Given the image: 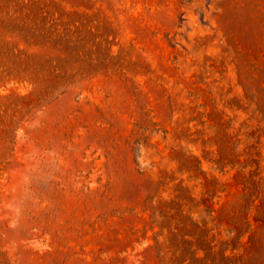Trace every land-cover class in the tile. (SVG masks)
Segmentation results:
<instances>
[{"label":"rangeland","instance_id":"374dc122","mask_svg":"<svg viewBox=\"0 0 264 264\" xmlns=\"http://www.w3.org/2000/svg\"><path fill=\"white\" fill-rule=\"evenodd\" d=\"M0 264H264V0H0Z\"/></svg>","mask_w":264,"mask_h":264}]
</instances>
